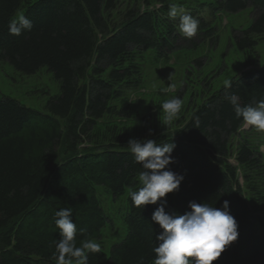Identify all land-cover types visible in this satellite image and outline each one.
<instances>
[{"label":"trees","instance_id":"trees-1","mask_svg":"<svg viewBox=\"0 0 264 264\" xmlns=\"http://www.w3.org/2000/svg\"><path fill=\"white\" fill-rule=\"evenodd\" d=\"M212 1V11L229 14L252 7L251 25L232 32L239 52L252 51L254 37L264 34V0ZM115 5L116 0H0V61L24 75L46 67L59 84L44 113L0 97V264H55L51 257L60 237L53 217L62 208L72 209L77 246L84 239L99 242L106 217L96 186L113 199L128 192L127 233L108 254L102 249L89 253L88 264H153L162 229L151 217L160 202L133 206L129 193L141 187L137 176L144 169L127 146L131 136L99 123L106 117L128 118L127 103L118 108L114 103L138 86L143 53L163 57L197 44L181 38L168 16L136 8L111 28L107 15ZM21 10L32 29L10 35L8 23ZM206 27L201 23V29ZM231 85L212 94L177 133L144 129L140 140L175 144L168 169L184 179L178 191L162 198L166 213L191 211L190 202L218 209L229 202L239 235L212 264H264V224L259 228L255 218L264 212V192L255 190V198L246 200L227 161L229 140L244 123L225 99L235 93L241 106L264 99V66ZM236 160L248 171L260 168L259 156L247 143L238 145ZM256 175L264 181L263 173Z\"/></svg>","mask_w":264,"mask_h":264},{"label":"rangeland","instance_id":"rangeland-1","mask_svg":"<svg viewBox=\"0 0 264 264\" xmlns=\"http://www.w3.org/2000/svg\"><path fill=\"white\" fill-rule=\"evenodd\" d=\"M33 1L35 0H31ZM171 3H176L183 9L181 14H189L199 21L198 31L192 38H185L180 34L179 15L173 19L166 14ZM212 4V0H116L115 9L107 15L111 28L119 26L125 14L132 8L140 12L151 11L161 18L168 16L169 23L171 21L180 37L196 42L197 47H184L163 57L156 56L154 51L143 53L138 59L141 68L138 86L127 90L124 99L114 103L117 108L124 101L127 103L128 118L106 117L99 123L100 128L116 126L126 131L131 138L139 140L142 133L145 134L144 129L175 134L198 107L224 87L226 80L232 82L243 73L264 66V34L254 37L256 46L250 52H239L232 41L233 31L241 32L251 25L254 13L252 7L229 14L212 11ZM20 15L22 10L16 13L15 18ZM201 23L207 27L201 29ZM208 29L212 31L205 38L203 32ZM170 84L175 85L171 91L161 92L162 88H168ZM58 92L59 84L46 67L33 75H24L0 61V97L12 98L26 107L44 113L46 102ZM178 93L181 94L182 109L171 124L166 126L163 124L161 104L166 99L178 97ZM242 143H247L259 156L260 168L255 172L244 169L236 160L237 147ZM228 145L227 161L236 170L244 198L252 201L255 190L258 193L264 192V181L256 175L264 174V132L243 124L238 133L230 138ZM95 188L98 202L106 217L99 243L102 245L101 249L108 254L111 246L121 241L127 233L124 216L128 192L119 199H113L104 187ZM255 218L260 228L264 224V212L257 213Z\"/></svg>","mask_w":264,"mask_h":264},{"label":"clouds","instance_id":"clouds-1","mask_svg":"<svg viewBox=\"0 0 264 264\" xmlns=\"http://www.w3.org/2000/svg\"><path fill=\"white\" fill-rule=\"evenodd\" d=\"M182 12L183 9L176 3L169 4L168 16L175 19L179 15L180 34L185 38H192L198 31L199 21L189 14H181ZM8 29L10 35L19 36L22 31L32 29V22L20 15L10 19ZM231 86L230 81L224 82L226 89ZM174 87L175 85L170 84L168 88H162L161 92L167 93ZM225 99L233 106L236 117L242 119L246 126L264 132V99L246 106L240 105L235 93L225 96ZM161 108L163 124L170 125L182 109V100L179 97L166 99ZM127 146L135 162L144 169L137 176L141 187L129 193L133 206L143 208L160 202L151 217L162 229L156 237L158 246L153 248V264H212L239 235L237 221L229 212V202L225 200L222 209L208 203L190 202L191 211L182 215L166 213L167 201L162 198L178 191L184 179L183 175L168 169V165L174 162L171 154L175 144L158 145L151 139L130 138ZM53 219L60 237L55 242L51 257L55 264H88L89 253L101 252V243L94 239H84L77 246V226L72 220L71 208L56 211Z\"/></svg>","mask_w":264,"mask_h":264}]
</instances>
